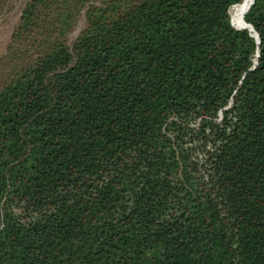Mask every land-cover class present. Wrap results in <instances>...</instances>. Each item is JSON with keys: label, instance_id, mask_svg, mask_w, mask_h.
I'll use <instances>...</instances> for the list:
<instances>
[{"label": "trees", "instance_id": "obj_1", "mask_svg": "<svg viewBox=\"0 0 264 264\" xmlns=\"http://www.w3.org/2000/svg\"><path fill=\"white\" fill-rule=\"evenodd\" d=\"M251 2L25 0L0 55V264H264Z\"/></svg>", "mask_w": 264, "mask_h": 264}, {"label": "rangeland", "instance_id": "obj_2", "mask_svg": "<svg viewBox=\"0 0 264 264\" xmlns=\"http://www.w3.org/2000/svg\"><path fill=\"white\" fill-rule=\"evenodd\" d=\"M25 0H0V55L5 52L14 27L19 21ZM80 26L73 34L79 32Z\"/></svg>", "mask_w": 264, "mask_h": 264}, {"label": "water", "instance_id": "obj_3", "mask_svg": "<svg viewBox=\"0 0 264 264\" xmlns=\"http://www.w3.org/2000/svg\"><path fill=\"white\" fill-rule=\"evenodd\" d=\"M254 3V0H253V2H252V4ZM252 6V5H251ZM232 21V20H231ZM232 24H233V22H232ZM234 26V25H233ZM235 27V26H234ZM235 28H237V27H235ZM237 29H240V28H237ZM253 30H254V33H251V35L252 36H254L256 39H257V41H258V43L260 42V40H259V35H258V33L256 32V30L254 29V27H253ZM256 57H259V51H258V53H257V56ZM256 64H257V61H255V65H254V67L256 66Z\"/></svg>", "mask_w": 264, "mask_h": 264}, {"label": "bare ground", "instance_id": "obj_4", "mask_svg": "<svg viewBox=\"0 0 264 264\" xmlns=\"http://www.w3.org/2000/svg\"><path fill=\"white\" fill-rule=\"evenodd\" d=\"M252 2H253V0H252ZM252 2H251V5H252ZM246 27H249V26L247 25ZM249 30H251L250 27H249Z\"/></svg>", "mask_w": 264, "mask_h": 264}, {"label": "built area", "instance_id": "obj_5", "mask_svg": "<svg viewBox=\"0 0 264 264\" xmlns=\"http://www.w3.org/2000/svg\"><path fill=\"white\" fill-rule=\"evenodd\" d=\"M230 105H231V102H230ZM220 116H221V114H220Z\"/></svg>", "mask_w": 264, "mask_h": 264}]
</instances>
